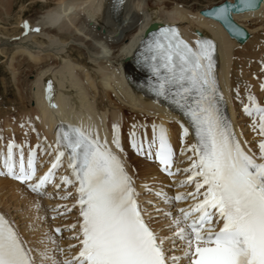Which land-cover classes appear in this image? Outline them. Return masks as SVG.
Returning <instances> with one entry per match:
<instances>
[{
    "label": "bare ground",
    "instance_id": "obj_1",
    "mask_svg": "<svg viewBox=\"0 0 264 264\" xmlns=\"http://www.w3.org/2000/svg\"><path fill=\"white\" fill-rule=\"evenodd\" d=\"M19 1L22 3L21 0ZM31 1L32 4L40 2V0ZM44 1L46 12H38L32 18H27L25 22L22 21L21 24L12 29L13 33L9 32L7 28L4 32L0 31V57H6L9 52L12 53L13 57L8 69L12 71L14 80H17L15 72L18 66H14L16 59L20 60H17L20 62H17L20 67L24 65L26 71H30L31 74L36 73L31 84L33 95L31 100L35 102V107L31 108L29 112H34L33 117L37 115V118L34 119L36 121L33 122L37 129L33 134L34 127L27 124L30 126L23 127L27 130L22 133L23 135H19L20 138L26 140L25 142L30 143V145L33 144L31 149H26L27 157L35 151L39 155L47 153L44 155L45 159L41 160V165H44L43 167H46L47 170L52 169V164L56 162L58 153L63 151L58 136L50 134L52 127L59 120L68 121L85 128L83 116L89 115L93 118L94 130L96 123L97 131L96 133L94 131L96 139H99V136L105 132H111L108 137L115 139L112 134L113 129L117 133L119 128L125 126L128 119H131L130 122H136L142 120L144 113H152L157 116L155 120L160 119V122L146 127L152 136L148 141L149 146L151 145V148L148 146L150 158L147 157L143 161V166L140 167L141 170L138 173L140 176L138 178L134 176V189L139 195L138 192L147 183L154 186L160 194L168 193L169 195L173 192H179V184L185 180L176 178L179 181L175 182L174 178L169 180L159 172V166L154 161L156 141L159 138L160 128H164L173 148L176 149V152L177 149L180 151L184 160L183 169L180 171L187 174V180H189L192 173L186 170L190 169L193 161L198 159L197 153L189 151L196 146L192 139V132H189L190 135L185 140L183 147L180 146L183 130L188 127L187 123L162 105L151 103L140 95L134 94L125 84L123 76V64H125V71L130 78L136 79L141 76L137 68L131 64L134 59L133 51L135 47H138L148 26L156 22L161 25L177 24L182 34L192 44L201 36L213 39L220 51V65H218L220 83L235 120L239 139L249 153L260 158L258 157L260 155L255 153V147H257L255 142L256 138H264V135L261 134L259 126L248 125L245 123V119H241L244 116L241 106L247 101L244 89L248 87V84L256 85L253 90L257 89L256 96L259 100L261 96H264V90L260 91L264 80V0L258 4L256 2V7H249L246 0H235L228 7L218 5L224 0L216 1L217 3L211 2L209 3L210 6L214 4L217 6L210 8L208 13L204 15L198 12L204 7L198 9L197 6V8L192 7V4L186 7L181 6L182 3L180 5L174 4V7L168 9L162 5L164 3L162 0H126L122 16L118 20L114 18L112 0ZM14 3L15 0H0V12H5L7 16H10L14 10ZM225 7L229 9L228 22L215 15L220 8ZM247 9H251V12L248 14L246 12V15L240 16L239 21L249 32L253 33L249 38L241 29L235 26L238 31H233L229 26L238 12ZM21 16L18 17V23L23 19ZM96 26L99 27L98 30ZM235 32L239 36L238 39L233 34ZM260 42L262 44L258 45L256 51L255 44ZM252 48L258 54H253ZM242 55L244 57H241ZM254 57L257 59H253ZM261 61L263 62L259 64ZM24 66L23 68H25ZM110 89L121 97V103L116 104L112 100L110 104L104 102L106 98L111 96ZM246 91H248L247 88ZM48 98L52 99L54 107L48 108L44 104ZM258 105L260 103L255 104L254 109ZM67 107L71 115L63 118L61 113ZM27 108L24 106L25 112ZM79 116L83 121L78 119ZM258 121L261 120L258 119ZM18 123L12 116H8L4 120L3 130L0 128V158L6 157V153L15 152L11 146L13 141L10 142V140L16 134V127H19ZM135 127L138 129V124ZM139 128L142 131L141 126ZM122 130L124 131V127ZM6 134L9 135L10 140L2 144L4 138L6 140L4 136ZM41 137L46 139H42L39 147H37ZM108 148L113 150L111 147ZM20 151L17 149V152ZM177 163L179 166L180 163ZM46 164L48 165L45 166ZM69 164L64 155L59 165L61 182L65 177L70 181L75 178ZM199 179L197 177L192 180V183ZM59 184L60 182L55 183L51 189H57ZM78 189V187L72 188L73 192L70 193L74 194L71 206H74L76 213H79L74 216L78 219V222H75V225L78 226L74 227L72 232L65 233V236L59 238L53 234L52 229L55 226L71 224L65 220L55 225L50 223L49 217L56 215L53 213L59 210L57 209L59 204L57 201H60L61 198L47 200L30 195L24 185L0 178V194H2L0 199L6 198L4 200L6 206L3 210L12 218L18 231L25 239L35 264H63V261L73 258L76 251L74 247L79 244V240L74 237L80 234V224L83 221L78 203ZM68 190L70 192V189ZM201 191L204 192L205 189H201ZM1 204L2 202H0V206ZM174 207L176 208L174 212L179 215L178 220H182V214H179L178 210L181 207L184 209L185 205L179 204ZM144 209L147 212L148 209L145 206ZM152 222L153 220H149L150 224ZM152 226L155 230H159L158 234L164 241V250L166 244L169 247L174 245L171 242L173 238H168L170 233L166 229L160 231L163 227L160 222ZM183 227L182 222L179 227L176 225V233ZM63 247H68V251H62ZM184 249L183 260L176 262V264H188L186 243ZM167 257L173 261L171 255L167 254Z\"/></svg>",
    "mask_w": 264,
    "mask_h": 264
},
{
    "label": "snow or ice",
    "instance_id": "obj_2",
    "mask_svg": "<svg viewBox=\"0 0 264 264\" xmlns=\"http://www.w3.org/2000/svg\"><path fill=\"white\" fill-rule=\"evenodd\" d=\"M246 3L255 7L256 0ZM228 14L227 7L215 13L225 22ZM145 43L148 53L145 60L151 61L160 80L158 94L172 93L184 100L197 129L198 145L189 151L197 153L198 159L186 170L192 176L184 183L200 178L196 180V192L189 195L194 200L202 195L203 200L191 210L181 209L182 220L174 221L177 227L181 222L185 224L177 235L186 241V258L190 264H264V163L247 154L233 138L230 126L215 105L214 45L202 41L198 42V50H193L173 30H165ZM193 97L194 104L188 103ZM246 111L252 114L251 110ZM255 111L264 135V108L257 106ZM158 139L156 155L165 171H169L173 152L162 127ZM62 144L70 151L69 167L79 183L78 203L83 218L81 232L74 237L81 245L78 255L63 264H168L163 241L145 222L131 177L120 159L106 144L82 129L64 132ZM259 148L260 160H264V143ZM64 155L63 151L58 153L52 170L39 179L33 191L54 178V170ZM28 167L26 170L21 158L19 174L8 164L9 174L21 182L33 180L34 159ZM63 182L72 183L66 177ZM201 189L205 191L201 193ZM175 199L182 201L187 197ZM193 212L199 214L197 219H192ZM220 222L222 226L217 231ZM0 264H35L30 250L25 249L3 216H0Z\"/></svg>",
    "mask_w": 264,
    "mask_h": 264
},
{
    "label": "rangeland",
    "instance_id": "obj_3",
    "mask_svg": "<svg viewBox=\"0 0 264 264\" xmlns=\"http://www.w3.org/2000/svg\"><path fill=\"white\" fill-rule=\"evenodd\" d=\"M21 1H22V3L19 0H15L14 10L12 11V13L10 15L11 17L7 16L5 12H0V31L1 32L6 31V28H7V30L9 32L13 33L12 29L16 25H19V23H18L19 18L18 17H20L21 15H22L21 17H23L24 19H27V18H32V16L38 12L43 13V12L47 11L44 7V5H45L44 0H40V2H38V4H32L31 0H21ZM35 1H38V0H35ZM162 1L164 2L162 5L168 9H170L172 6L174 7L175 6L174 4L180 5L181 3H182L181 6H184V7L192 4L193 5L192 7H195V8L198 7V9H200L202 7H205L206 5L210 6L209 3H211V2L217 3L216 1L220 2L222 0H170V1L162 0ZM172 3H173V5H172ZM169 5H171V6L169 7ZM23 10H25V11L23 12ZM10 53L11 52H9L7 54V56H6L7 58L6 57H0V109H4L5 114H6V111L8 108H13L12 110H14L16 108H14L13 106H15V107H17V114H18L19 111H21V112L24 111V106H25V108L28 107L27 108L28 111L25 109L27 114L33 115L34 112H29V110L31 108L35 107L34 104L32 105L33 102L31 100V98L33 96L32 91H31V89H32L31 84H32V81H33L36 73L31 74L30 71H26L25 70L26 66H24V65L23 66L25 68H23V66L20 67V64H19L20 60L16 59V60H14V66H18L16 68V72H15L17 75V80L16 79L14 80L13 75H12L13 74L12 71L8 69L9 65H10V61L12 60V57H13L12 53L11 54ZM247 57H249V55H247ZM76 58H77V56H76ZM17 60H19V61H17ZM17 62H19V63H17ZM262 62L263 61H261L259 64H261ZM31 75H33V76L30 77ZM251 86L256 88V85L254 86L252 84H248V87H246V88L248 89ZM246 88L244 89L245 93H247ZM256 90L257 89H255V91ZM20 100H21V102H20ZM4 110H0V116H2L1 114L4 113ZM26 112L24 111V113H26ZM9 113H10V111H9ZM27 114H24L25 119H23V121H25L26 118H28ZM36 116L37 115H34L33 118L34 119L37 118ZM0 121H2V118L0 119ZM2 125H4V122ZM26 126H30V125L26 124ZM26 126H23V127H26ZM19 127H20V129L23 128L21 126H19ZM0 128L3 129L2 126ZM136 161H138V160H136ZM138 163L140 164L139 161H138ZM151 195H152V193H151ZM0 198H1V194H0ZM4 200L5 199H3V202H4Z\"/></svg>",
    "mask_w": 264,
    "mask_h": 264
}]
</instances>
